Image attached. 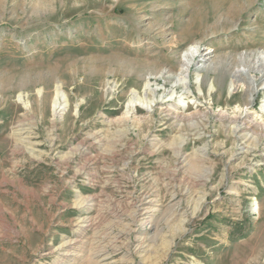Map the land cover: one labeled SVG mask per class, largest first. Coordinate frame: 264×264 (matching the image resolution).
<instances>
[{
	"label": "rangeland",
	"instance_id": "rangeland-1",
	"mask_svg": "<svg viewBox=\"0 0 264 264\" xmlns=\"http://www.w3.org/2000/svg\"><path fill=\"white\" fill-rule=\"evenodd\" d=\"M263 51L264 0H0V264H264Z\"/></svg>",
	"mask_w": 264,
	"mask_h": 264
},
{
	"label": "bare ground",
	"instance_id": "bare-ground-1",
	"mask_svg": "<svg viewBox=\"0 0 264 264\" xmlns=\"http://www.w3.org/2000/svg\"><path fill=\"white\" fill-rule=\"evenodd\" d=\"M198 55H199V47H197V46L190 47L189 49H187L182 54L181 65H180V68L178 70V73L175 74V75H172L171 73H167L166 72L164 74H161L160 78H163L165 81H171V80L174 81V83H173L174 86L186 87V85L188 83V78H189L191 69L194 68V71L196 73H199L201 71V69H202V65L201 64L198 65V64H195V62H194L195 58ZM260 60H262V62L264 63V51L260 52L258 54L257 62L260 61ZM262 74H263V77H264V69L262 70ZM198 78H200V77H197L196 79H198ZM248 78L251 81V85L253 87V90L251 91V93H252L255 90L254 80H253V78L251 76H249ZM263 80H264V78H263ZM263 86H264V83H263ZM148 87H149L148 84H146V90H149ZM144 89H145V87H144ZM250 97H252V94H250ZM62 99H63V94H62V92H60V88L57 86L56 91H55V95H54V98H53V108H52L55 113L57 112L58 109H60V105H61ZM152 102H150L148 100H144L142 102H139L138 100H135L134 97H133L129 101V105L131 107L140 106V107L144 108L145 111H150L151 108H152Z\"/></svg>",
	"mask_w": 264,
	"mask_h": 264
}]
</instances>
